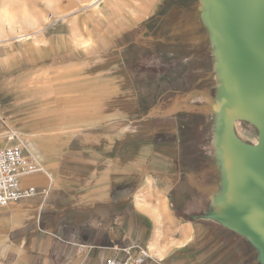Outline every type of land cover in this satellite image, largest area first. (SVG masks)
I'll return each mask as SVG.
<instances>
[{
    "label": "crops",
    "instance_id": "0c3cea01",
    "mask_svg": "<svg viewBox=\"0 0 264 264\" xmlns=\"http://www.w3.org/2000/svg\"><path fill=\"white\" fill-rule=\"evenodd\" d=\"M128 29L96 46L72 28L0 42V135L43 168L22 179L34 194L0 208V264H134L140 250L142 264H253L243 239L189 214L203 182L182 160L176 113L198 112L142 92L126 62L140 28Z\"/></svg>",
    "mask_w": 264,
    "mask_h": 264
},
{
    "label": "rangeland",
    "instance_id": "374dc122",
    "mask_svg": "<svg viewBox=\"0 0 264 264\" xmlns=\"http://www.w3.org/2000/svg\"><path fill=\"white\" fill-rule=\"evenodd\" d=\"M191 3V0H0V42L50 36L72 28L80 37H86L81 38L83 42L96 46L104 34L113 35L125 26L136 34L135 29L140 28L137 43L132 42L126 48V62L130 68L136 64L140 70L136 78L142 82V92L153 99L158 97L163 107L166 103L161 98L169 97L170 104L175 99L178 110L198 112V118L192 117L195 115L192 113L188 118L176 113L180 122L188 123L187 129L179 132L182 160L194 174L192 184L200 187L203 182L197 188L199 191L190 186V214L206 205L205 190L213 188L214 182V170L208 159V125L199 113L200 103L189 102L203 103L206 99L203 92L211 93L213 87L205 65L208 56L199 51L201 38L191 32ZM185 78L189 88L181 85ZM180 90L189 93L188 100L181 96ZM234 129L246 142L257 139L255 129L247 123L236 122ZM4 138H13L8 145L16 144L14 133L0 135V142ZM250 254L249 249V259L254 264Z\"/></svg>",
    "mask_w": 264,
    "mask_h": 264
},
{
    "label": "water",
    "instance_id": "95a60500",
    "mask_svg": "<svg viewBox=\"0 0 264 264\" xmlns=\"http://www.w3.org/2000/svg\"><path fill=\"white\" fill-rule=\"evenodd\" d=\"M206 1L210 47L218 48L210 51L213 87L202 103L214 182L205 190L206 205L189 214L243 239L254 264H264V0H237L232 13L221 11L219 0ZM242 119L262 139L253 150L235 135Z\"/></svg>",
    "mask_w": 264,
    "mask_h": 264
},
{
    "label": "built area",
    "instance_id": "2783aa9c",
    "mask_svg": "<svg viewBox=\"0 0 264 264\" xmlns=\"http://www.w3.org/2000/svg\"><path fill=\"white\" fill-rule=\"evenodd\" d=\"M43 168L18 145L0 148V208L6 207L36 192L35 186L22 187V179ZM149 254L140 250L134 264H142ZM102 264H127L116 258H106Z\"/></svg>",
    "mask_w": 264,
    "mask_h": 264
},
{
    "label": "flooded vegetation",
    "instance_id": "af4514ba",
    "mask_svg": "<svg viewBox=\"0 0 264 264\" xmlns=\"http://www.w3.org/2000/svg\"><path fill=\"white\" fill-rule=\"evenodd\" d=\"M191 10H192V29L191 32L194 34H197L200 38H201V42H202V46L199 48L200 52L205 53L208 58H207V64L206 65V69L208 70V72L210 73L211 77H209L210 79L213 78V67L211 65V63H214V58H212L211 55V50H213L214 52H217L218 48L213 46L210 47L211 44V40H210V35H212L211 30L212 29L210 26V21H209V16H210V6L208 4V2L206 0H191ZM235 3H238L237 0H219L218 2V8L223 11L224 13H232L235 11L236 9V5ZM215 6H212V10L214 9ZM212 23V22H211ZM203 94H206L205 92H203ZM201 107L199 112L201 114V116L203 117V104L202 102H199ZM193 116V115H192ZM237 121L240 122H244L247 123L249 125H251L253 127V129H255L256 131V141L253 143L250 142H246L244 140H242L235 132L236 137L238 138V140L240 141L241 144L246 145L247 147H250L251 150L254 149V145H258L262 143V139H259V132L258 129L256 128V126L248 121L245 120H236L235 123ZM235 125V124H234ZM190 127V124H189ZM235 131V129H234Z\"/></svg>",
    "mask_w": 264,
    "mask_h": 264
},
{
    "label": "trees",
    "instance_id": "16d2710c",
    "mask_svg": "<svg viewBox=\"0 0 264 264\" xmlns=\"http://www.w3.org/2000/svg\"><path fill=\"white\" fill-rule=\"evenodd\" d=\"M198 85V84H197Z\"/></svg>",
    "mask_w": 264,
    "mask_h": 264
}]
</instances>
